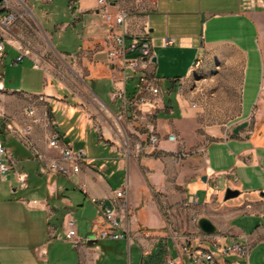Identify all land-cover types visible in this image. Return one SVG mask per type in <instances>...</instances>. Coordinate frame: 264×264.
Returning a JSON list of instances; mask_svg holds the SVG:
<instances>
[{
	"label": "crops",
	"instance_id": "crops-1",
	"mask_svg": "<svg viewBox=\"0 0 264 264\" xmlns=\"http://www.w3.org/2000/svg\"><path fill=\"white\" fill-rule=\"evenodd\" d=\"M53 1L25 0L32 11L33 2ZM105 1L112 11L128 12L126 47L144 23L149 26L156 56L153 70L164 100L156 119L159 147L129 162L115 135L104 141L98 138L94 118L113 123L120 111L121 101L111 92L124 86L131 96L136 84L135 75L124 79L120 60L109 55L116 42L108 37L98 0H67L69 20L55 23L54 32L38 21L47 39L45 49H28L21 31L22 39L13 38L11 31L0 27V35L9 37L0 59L7 60L12 51L10 61L15 63L22 55L16 64L29 68L18 84L10 86L0 72V107L5 112L0 114V138L27 178V186H21L14 172L7 177L0 173V264H101L106 251L100 239L76 244L66 238L64 222L78 214L87 223L85 228L77 223L79 236L95 234L104 219L92 198L110 202L114 190L127 183L130 213L125 223L131 239L118 240L128 247L135 241L139 264L157 252L160 242L166 252L169 249L167 208L178 231L195 234L197 240L203 231L193 221L196 214L211 218L228 242L249 241L248 258L235 261L259 264L250 256L257 246L264 251V0L249 10L241 9L239 0ZM68 29L72 42L61 36L52 42L54 34ZM166 36L176 41L164 44ZM125 54L135 56L138 51ZM62 64L70 73L60 72ZM180 84L183 95L177 92ZM95 98L104 104V113ZM29 105L35 108L34 117L25 112ZM8 118L20 124L35 118L31 146L5 128ZM245 120L248 125L233 132ZM137 125L141 140L147 142L144 129ZM55 130L61 145L87 153L74 176L39 169L36 151L49 157L60 154L58 148L47 146ZM170 132L175 140L168 138ZM93 141L99 153L91 151ZM181 150L191 152L181 157ZM117 174L122 178L115 186L111 177ZM220 185L237 188L239 194L224 199ZM192 196L198 201H190ZM32 198L38 201L30 204ZM114 240L118 241H102Z\"/></svg>",
	"mask_w": 264,
	"mask_h": 264
},
{
	"label": "built area",
	"instance_id": "built-area-1",
	"mask_svg": "<svg viewBox=\"0 0 264 264\" xmlns=\"http://www.w3.org/2000/svg\"><path fill=\"white\" fill-rule=\"evenodd\" d=\"M101 7L99 13L104 19L108 28V37L113 38L116 46L109 50L111 58H118L123 70V77L127 79L131 73L136 77L135 91L131 96L126 94L124 86L118 87L111 92V96L115 100L121 101L120 111L115 114L113 123L106 119L95 117L94 128L97 132L100 141L107 139L108 135H115L119 140H124L125 144L121 154L124 158L130 159L135 155L133 147L128 142L129 131L123 125V120H129L130 125L139 124L144 129L147 142L137 143L138 148L136 153L141 150L144 152L153 153L159 147L160 136L157 131V112L163 107V90L160 86L158 77L154 73L153 60L155 53L153 49V37L151 36L149 26L144 23L138 33L132 35L129 45L125 46L126 34L129 31L126 24L128 12L125 9L110 10L109 3L105 0H98ZM156 4L157 0H151ZM259 0H239L240 7L243 10L254 8ZM13 20V14L9 13L0 20V27L9 28ZM0 54L3 56L5 41L9 37L0 35ZM176 41L175 37L166 36L163 38L164 44H173ZM14 44L19 46L18 41ZM19 44V45H18ZM137 50L135 56H126L127 50ZM22 55L16 57L13 61L19 62ZM0 84H2L0 80ZM179 94H184V86L180 84L177 88ZM193 106L196 103H192ZM25 112L28 116H35V108L33 105L26 107ZM0 114H5L0 107ZM35 119V118H34ZM32 119V121H34ZM32 121L20 124L13 118L5 120V128L14 135L19 136L26 144L32 145ZM170 140H175L177 137L173 132L168 134ZM61 135L58 131H52L47 140L49 148H58L60 154L55 157H49L45 152L36 151L37 158L40 161L39 169L43 173L56 172L67 176H74L81 169L82 164L87 158V153L84 149H75L71 145H61ZM191 150H181L178 156L184 157L189 155ZM11 172L15 173V179L21 186H27V178L24 171L17 167V159L14 158L6 147L3 139L0 138V173L7 177ZM129 185L124 184L116 188L111 196V201L106 202L104 199L93 197L92 201L96 202L101 210V215L104 219L103 226L95 234H88L85 237L79 236L77 222L73 216H68L65 219V236L67 239L75 242H85L89 238L95 239H127L130 241L131 236L126 225V220L130 213L128 200ZM35 198L29 199L30 204L36 203ZM190 201L197 202V196H192ZM169 208L165 214L167 225L169 226L170 239L178 251L179 258L183 264H238L237 258H248L250 243L249 241L228 242L226 235L219 231L203 232L198 240L195 234L178 231L170 221L168 215ZM199 215L193 217V221L197 223ZM165 264H177V259L170 254V249L167 250Z\"/></svg>",
	"mask_w": 264,
	"mask_h": 264
},
{
	"label": "rangeland",
	"instance_id": "rangeland-1",
	"mask_svg": "<svg viewBox=\"0 0 264 264\" xmlns=\"http://www.w3.org/2000/svg\"><path fill=\"white\" fill-rule=\"evenodd\" d=\"M9 13L13 14V22L16 21L17 25L11 26V23L9 28H7L6 30L8 32L11 31L14 34L13 38L15 37L22 39V37L19 36V32L21 31L24 35L23 39L26 40L27 38L28 40L26 42L28 49L34 50L45 49L48 47L45 32L42 30L39 22L41 23L43 28L48 29L49 32H54L56 29L55 23L61 21L66 22L69 20L70 17V9L68 8L67 0H54L50 3L33 2V11L30 5L25 2V0H0V20ZM58 36H61L64 40L68 41L69 43L72 42V39L74 38L71 29H68L67 31H61L57 34H54V41H52L54 44L56 41V37ZM12 56L13 52L10 51V58L5 61L0 59V72H4L5 81L8 86L18 84L20 78L26 73L25 71L29 70V68L25 67V64L17 65L16 63H12L10 61ZM60 72L68 74L70 73V70L66 65L62 64L60 67ZM93 101L96 103V106L98 107L99 111L104 113L105 111L102 107V105L104 106V104L101 105V101L97 98L93 99ZM122 123L130 134L126 142H128V144L133 147V150L135 152V155L132 158L127 159V161L130 162V160L136 159L140 157V155L145 153L144 150H141L139 153H136V150L140 149L138 148L137 143L139 141H143L140 137L142 132L138 129L139 126L137 124L130 125V121L127 119L123 120ZM115 140V142L118 144L119 150L122 151L123 145L125 144L124 140ZM142 143H144V141ZM89 145L92 152L99 153L100 148L96 145V143H94V141L92 143H89ZM117 176L119 177V179ZM117 176L114 175L111 177L112 182L115 186L120 183V178H122V174H117ZM225 189H223V186L220 185V191L223 190L222 195H224ZM199 193L200 195L203 194V192L201 191H199ZM74 218L76 219L77 223L81 222L82 225H84V228L86 227L87 223L85 221H82L83 218L80 215L77 214L76 216H74ZM243 221L242 223L247 226V220ZM171 222L174 227H177V224L174 222V220H171ZM102 240L103 239H100L99 243L105 249L106 253L102 256L101 264H139L141 259V253L139 246L135 243V241L131 243L128 247L126 241L114 240L105 242ZM169 249L170 254L177 259V264H183L179 258L178 251L176 250L172 239H170L169 241ZM119 251L123 252L122 258L121 256H119ZM250 261L252 263L264 264V251H262L261 246H257L256 248H254L250 256Z\"/></svg>",
	"mask_w": 264,
	"mask_h": 264
},
{
	"label": "water",
	"instance_id": "water-1",
	"mask_svg": "<svg viewBox=\"0 0 264 264\" xmlns=\"http://www.w3.org/2000/svg\"><path fill=\"white\" fill-rule=\"evenodd\" d=\"M153 60L154 61L156 60V56H154ZM247 125H248V121L246 120L243 122H240L233 128V132L238 133L241 128L246 127ZM202 179L207 180V176L203 175ZM238 194H239V189L227 187L224 192V199H229L231 197L237 196ZM261 194L264 195V191H262ZM197 225L203 232L210 233V232H214L217 230V226L212 221V219L204 215L199 216V218L197 219ZM94 242H97V239L91 238L89 240V243L91 244Z\"/></svg>",
	"mask_w": 264,
	"mask_h": 264
},
{
	"label": "trees",
	"instance_id": "trees-1",
	"mask_svg": "<svg viewBox=\"0 0 264 264\" xmlns=\"http://www.w3.org/2000/svg\"><path fill=\"white\" fill-rule=\"evenodd\" d=\"M165 255H166L165 244L163 242H160L157 252L151 254L148 258L143 259L142 264H163Z\"/></svg>",
	"mask_w": 264,
	"mask_h": 264
},
{
	"label": "bare ground",
	"instance_id": "bare-ground-1",
	"mask_svg": "<svg viewBox=\"0 0 264 264\" xmlns=\"http://www.w3.org/2000/svg\"><path fill=\"white\" fill-rule=\"evenodd\" d=\"M3 89V84H0V90H2Z\"/></svg>",
	"mask_w": 264,
	"mask_h": 264
}]
</instances>
